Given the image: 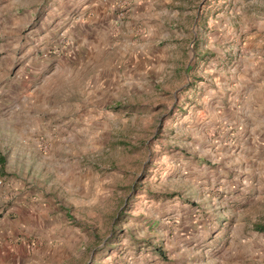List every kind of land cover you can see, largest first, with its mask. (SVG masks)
Instances as JSON below:
<instances>
[{
  "label": "rangeland",
  "instance_id": "obj_1",
  "mask_svg": "<svg viewBox=\"0 0 264 264\" xmlns=\"http://www.w3.org/2000/svg\"><path fill=\"white\" fill-rule=\"evenodd\" d=\"M178 1L145 69L146 21L133 45L124 26L90 38L105 12L130 21L133 0H0V243L16 246L0 264H264V98L232 88L235 63L264 51V6L198 0L230 21L216 53L207 19L177 44Z\"/></svg>",
  "mask_w": 264,
  "mask_h": 264
},
{
  "label": "crops",
  "instance_id": "obj_2",
  "mask_svg": "<svg viewBox=\"0 0 264 264\" xmlns=\"http://www.w3.org/2000/svg\"><path fill=\"white\" fill-rule=\"evenodd\" d=\"M190 3V6L187 7V15L190 17V25L187 26L189 28V31L187 33L182 34V37H178V32H176V39H178L176 42L177 44H181V41L183 37L185 36L186 39H189V35L191 38H195L198 36V31H201L200 28L201 19L209 20L210 23H213V28L210 30L208 40H206V43H209L207 48L209 50H212L213 52H224L227 51L228 46L231 47V44H228V37H226V34L228 33V27H229V20L225 14H218L215 17L209 18L210 15L208 12V6L205 4L201 10L198 8V10H195V3H199L198 0H188ZM202 3L205 1L202 0ZM180 3L178 0H133V8L131 10L132 15L129 16V20L125 25L123 23L119 24V21L116 20L114 17L111 16V14L105 12L104 14H101V16L98 18L95 26L92 27L93 31H91L90 38L92 39V43L96 46L97 43L101 42V45L104 44L105 41H118L122 37L123 30L120 31V29L124 26L127 28V33L130 37L128 44L133 45L136 44L137 39H134L136 37V26L138 24L142 23V20L146 21L145 24H143V32L145 33L140 39L141 42H139L137 45L142 47L143 50H145V53L140 56L142 62H138V58L136 59L135 65L137 66H144L145 69L149 67H156L157 63L162 62L161 53L154 54L153 49L157 48L156 45L161 42V39L166 34V32L163 30L168 25H171L172 18L178 19L180 8L176 7L175 10L170 12L172 10L171 5L172 4H178ZM253 3H256V6L258 8H262L264 6V0H254ZM158 4H164L165 9L158 7ZM183 9V8H182ZM108 11V9H106ZM28 15L34 19L36 11L34 9L29 8L28 9ZM199 13L201 15H199ZM232 15L234 14L235 19L237 18V14H241L240 7L237 8L234 6V11L231 12ZM170 16L169 18H164V16ZM255 15V14H253ZM260 18V15L257 16ZM95 20V18H92V22ZM91 22V23H92ZM100 22V24H99ZM238 22H235L234 24H237ZM262 21H259V24H261ZM107 28V32L109 28H111L106 33H98V30H103ZM263 30V32H262ZM231 31L233 32L234 40L237 39L238 35H241L243 32V27L239 26V28H234ZM121 33V35H120ZM229 33H231L229 31ZM262 33L264 34V26H260L259 28H256L253 35L261 36ZM124 34V33H123ZM1 31H0V37H1ZM100 35V37H99ZM102 36V38H101ZM258 45L259 43H264V40L261 38H258L257 40ZM250 43V41L248 42ZM238 43H234V47H237ZM20 44L14 43V47H12L11 56L15 59L18 57L19 53L17 52ZM251 46V44H250ZM252 47V46H251ZM258 47V46H257ZM3 52V46L0 44V82L2 81L3 77L8 75V70L11 67V63L4 62V57L2 56ZM252 58L248 61V64L246 66L241 67L240 61L235 63L234 65V78H233V84H236L233 86V92H234V99L238 100L239 98H243L240 94V91L242 90L244 86V91L251 92L252 90H256L258 93V98L263 99L264 98V51H259V48L254 49V51L251 49ZM13 58V59H14ZM134 59V58H133ZM15 63H17L14 60ZM143 62L145 64H143ZM133 63V61H132ZM143 64V65H142ZM218 65L219 62H216ZM222 69H219L221 71ZM223 73V70H222ZM220 73V74H222ZM228 79L224 75V79ZM246 84V86L244 85ZM251 84L252 87L249 85ZM251 95V93H249ZM248 94V95H249ZM235 105V104H234ZM4 239V238H3ZM1 243L4 241L0 240ZM8 245L5 247L3 244L0 243V260H2L3 256H13L16 252V246L14 244H9L12 241L8 242Z\"/></svg>",
  "mask_w": 264,
  "mask_h": 264
},
{
  "label": "built area",
  "instance_id": "obj_3",
  "mask_svg": "<svg viewBox=\"0 0 264 264\" xmlns=\"http://www.w3.org/2000/svg\"><path fill=\"white\" fill-rule=\"evenodd\" d=\"M2 183H3V182H2V180L0 179V185H2Z\"/></svg>",
  "mask_w": 264,
  "mask_h": 264
}]
</instances>
